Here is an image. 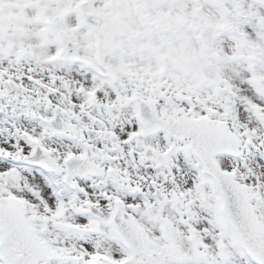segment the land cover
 Returning <instances> with one entry per match:
<instances>
[{
	"label": "snow or ice",
	"instance_id": "1",
	"mask_svg": "<svg viewBox=\"0 0 264 264\" xmlns=\"http://www.w3.org/2000/svg\"><path fill=\"white\" fill-rule=\"evenodd\" d=\"M0 264H264V0H0Z\"/></svg>",
	"mask_w": 264,
	"mask_h": 264
}]
</instances>
